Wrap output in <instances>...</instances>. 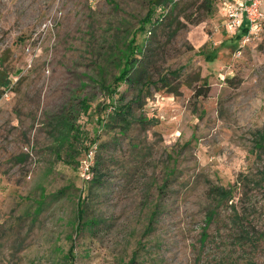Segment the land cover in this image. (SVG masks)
Segmentation results:
<instances>
[{"label": "rangeland", "instance_id": "obj_1", "mask_svg": "<svg viewBox=\"0 0 264 264\" xmlns=\"http://www.w3.org/2000/svg\"><path fill=\"white\" fill-rule=\"evenodd\" d=\"M149 5L0 0V264H207L211 209L216 255L264 264V21L242 45L221 0H163L147 35ZM145 44L169 86L114 81ZM234 211L256 243L235 244Z\"/></svg>", "mask_w": 264, "mask_h": 264}, {"label": "trees", "instance_id": "obj_2", "mask_svg": "<svg viewBox=\"0 0 264 264\" xmlns=\"http://www.w3.org/2000/svg\"><path fill=\"white\" fill-rule=\"evenodd\" d=\"M162 1L163 0H150L149 8L141 20V25L139 27L140 30H144V32H145L146 25L149 24V26H151L148 29H146L145 33L147 35H150L152 30L158 24H160V22L163 21V19H165L168 16V14H167V16H164L163 19H156L153 21L151 20V13H152L151 7L154 5H160V3ZM206 1L208 2L210 0H206ZM245 30H246V28L244 27L243 30L241 31V34ZM147 37H149V36H147ZM239 37H240V34H238L236 36L237 39ZM131 43L134 44V38H132ZM134 49H136V48H134ZM139 53H142L141 57L131 56L129 59L126 60V64L123 67V71L119 74L120 76L115 77L114 81H117V80H119L118 78L122 77L123 81H127L130 84H136V85L140 84L143 86L149 82L155 81V83H161L163 87L169 86V82H167L168 78L166 75L158 76L155 80H152V78L150 76L151 71H153V63H154L153 58L155 56L154 49L147 47V45L145 44L143 51L141 50V52H139ZM174 73L176 74L177 72L174 71ZM6 82L7 81H5V83ZM1 84H3V83H1ZM207 91H208V86H207V84L204 83L203 85H200L199 87L195 88L193 96H195V97L205 96L207 94ZM117 115H119V114H117ZM121 115H122V113H121ZM102 125H104V124H102ZM263 141H264V132H262L259 136V143H262ZM94 165L95 164L93 163V165L91 167V176H90V178H88L92 182L98 181V177L96 175L93 176L94 170L96 168ZM231 193H232V187H229L226 189L223 186H217L212 191V194L217 198V200L219 202H222L224 200L227 201L226 199L229 200L231 197ZM78 205H79L78 217L81 219V224L84 226L90 225L91 221H92L90 218L88 220H87V218L85 220H83L84 219V213L86 210V208L83 206V205H85L84 199H81V201H79ZM215 214H216L215 209H211L206 215V218H205L206 223H205L204 227L202 228V230L200 232V237H199L200 248H202L203 250L210 249V251H211L209 253L210 259L207 261V264H233L231 262H225L222 258H219L216 255V249H217V247H219V245L217 244L218 242L215 240V237L211 236L209 231L207 230L208 224L214 219ZM229 220L235 227L238 228V234L235 237V244L236 245H238V244L243 245L242 243L247 244L248 242H251L252 244L256 243V241L251 240V238L249 236V231H247V229H246L247 228L246 225L249 224V222H247L246 217L243 214H240L239 212L234 211V213L230 216ZM258 240H262L263 248H264V236L259 235ZM254 263L249 262V264H254Z\"/></svg>", "mask_w": 264, "mask_h": 264}, {"label": "built area", "instance_id": "obj_3", "mask_svg": "<svg viewBox=\"0 0 264 264\" xmlns=\"http://www.w3.org/2000/svg\"><path fill=\"white\" fill-rule=\"evenodd\" d=\"M264 0H221L223 13V29L230 36H237L239 44L244 45L257 36L262 30L264 21ZM246 30L241 34L243 28ZM91 146L85 151L80 162V174L84 179L91 176V167L94 162V148Z\"/></svg>", "mask_w": 264, "mask_h": 264}, {"label": "crops", "instance_id": "obj_4", "mask_svg": "<svg viewBox=\"0 0 264 264\" xmlns=\"http://www.w3.org/2000/svg\"><path fill=\"white\" fill-rule=\"evenodd\" d=\"M222 5V4H221ZM221 8V7H220ZM222 20H224V17L222 16ZM224 30V29H223ZM234 38H235V40L237 41L238 39L235 37V36H233Z\"/></svg>", "mask_w": 264, "mask_h": 264}]
</instances>
